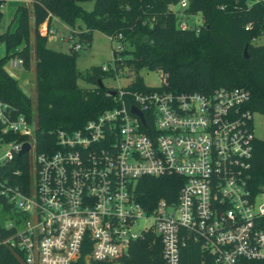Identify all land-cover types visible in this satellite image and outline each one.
I'll return each instance as SVG.
<instances>
[{
	"label": "built area",
	"instance_id": "obj_1",
	"mask_svg": "<svg viewBox=\"0 0 264 264\" xmlns=\"http://www.w3.org/2000/svg\"><path fill=\"white\" fill-rule=\"evenodd\" d=\"M8 1L26 3L6 0L1 11ZM178 1L168 7L177 27L197 31L188 22L194 15L184 13L188 2ZM37 31L47 37L53 28L44 22ZM62 39L84 48L69 31ZM164 85L160 72L157 87L110 88L115 105L71 132L57 130L52 152L35 153L33 123L0 99L1 136L27 137H0L9 145L0 166L23 142L32 152L27 191L0 182L11 204L3 213L12 214L0 222V246L20 253L22 264H122L133 242L155 236L160 264H185L189 243L199 246L196 264H264V201H255L264 191L248 187L256 140L248 91L172 93ZM143 177H175L174 200L145 199L144 207L137 192Z\"/></svg>",
	"mask_w": 264,
	"mask_h": 264
},
{
	"label": "trees",
	"instance_id": "obj_2",
	"mask_svg": "<svg viewBox=\"0 0 264 264\" xmlns=\"http://www.w3.org/2000/svg\"><path fill=\"white\" fill-rule=\"evenodd\" d=\"M6 0H0V5ZM85 0H32L30 7L22 1L9 3L12 15L0 29V99L22 114L34 126L29 142L35 153L55 150V132H71L81 127L105 109L115 105L107 95L109 87L101 81L113 77L125 67L132 73L126 88L134 91L150 89L144 85L139 70L160 71L165 75L162 87L172 93L201 92L209 94L215 88H244L249 93L246 107L264 115V44L253 40L264 35V5L253 0H186V15L199 14L198 30H181L178 19L168 7L178 0H88L91 10H83L79 2ZM3 12L0 10V21ZM51 17L67 27L76 20L83 29L69 32L85 48L91 42L92 31H98L117 43H127L128 49L112 50L111 64L91 66L79 73L75 68L76 50L68 52L47 47V39L38 34L44 22L50 27ZM33 24V48L29 45V20ZM248 28H245L246 25ZM245 46L246 57L243 55ZM34 57V97L20 89L17 79L4 69L5 63L20 59L28 70L31 53ZM89 86L79 87L77 80ZM101 84V85H100ZM2 141H24L27 137L11 133L0 134ZM248 187L252 193L264 191V139L252 145ZM28 154L14 155L0 166V182L8 187L27 191L30 181ZM175 177H143L137 192L144 207L145 199L153 202L164 198L173 201L177 186ZM11 204L0 194V214ZM1 222V220H0ZM161 245L155 236L133 242L122 264H160ZM185 264H196L201 253L199 246L187 245ZM0 264H22L16 250L0 246Z\"/></svg>",
	"mask_w": 264,
	"mask_h": 264
},
{
	"label": "rangeland",
	"instance_id": "obj_3",
	"mask_svg": "<svg viewBox=\"0 0 264 264\" xmlns=\"http://www.w3.org/2000/svg\"><path fill=\"white\" fill-rule=\"evenodd\" d=\"M31 2L25 3L30 7ZM79 6L83 10H91L93 7V3L91 1L85 0L83 2L78 3ZM2 12L3 16L0 21V29H3L11 19L12 15V6L11 5H2ZM202 19L200 18L199 14L189 17L188 22H194L200 24ZM29 45L30 48H33V24L31 19L29 20ZM51 27L53 28L52 35L46 37L47 39V47L50 49H54L61 52H68L70 42L63 40L70 29L74 31H78L79 29H83V26L80 21L76 20L74 26L67 27L62 22H60L57 18H53L51 21ZM91 42L85 48L77 49L76 58H75V68L79 73L85 72L91 66H107V63L111 64L112 61V50H116L118 43L115 40H109V38L98 31H92L91 34ZM77 40V39H76ZM256 44H264V35H259L253 40ZM120 48L128 49L129 45L127 43H121ZM120 49V50H121ZM246 51V50H245ZM247 52V51H246ZM3 54V45L0 44V55ZM4 69L9 73V75L13 76L18 81V85L22 92L26 95L34 97V79L35 74L34 70V57L33 52L31 53V63L28 70H24L21 66L16 68H11L9 65V61L5 63ZM139 75L142 78L144 85L147 87H157L160 84V72L159 71H149L145 68H141L139 70ZM132 73L129 72L125 67L118 70L117 73L114 74L113 77H107L101 81L103 86L118 89L122 88L123 86L127 85L132 79ZM77 85L79 87H88L89 85L85 84L82 80H77ZM253 120V135L256 139L262 140L264 139V115L254 114L252 116ZM9 149V145L6 143L0 144V162L3 157V153ZM29 157L32 155V152L28 153ZM257 203H262L264 201V194L257 196L256 200ZM12 214L4 213L0 214V220L6 218L10 220Z\"/></svg>",
	"mask_w": 264,
	"mask_h": 264
},
{
	"label": "water",
	"instance_id": "obj_4",
	"mask_svg": "<svg viewBox=\"0 0 264 264\" xmlns=\"http://www.w3.org/2000/svg\"><path fill=\"white\" fill-rule=\"evenodd\" d=\"M242 51H243V55H244V57H246L247 54H246V51H245V46L243 47ZM100 85H101V84H100ZM111 94L113 95L114 92H112ZM131 111H132L133 113H135L138 117L141 116V113H139L135 108H131ZM28 148H29V144L26 143V142H23V144H22L21 147H20V150H19L18 153H17V156H20L21 154L25 153V152L28 150Z\"/></svg>",
	"mask_w": 264,
	"mask_h": 264
},
{
	"label": "crops",
	"instance_id": "obj_5",
	"mask_svg": "<svg viewBox=\"0 0 264 264\" xmlns=\"http://www.w3.org/2000/svg\"><path fill=\"white\" fill-rule=\"evenodd\" d=\"M25 1H26V3H27V2H31L32 0H25ZM12 2H13V1L5 2L4 5H9V3H12ZM53 18H55V17H51L50 22L52 21ZM51 23H52V22H51ZM64 26H65V25H64ZM50 27H51V24H50Z\"/></svg>",
	"mask_w": 264,
	"mask_h": 264
}]
</instances>
